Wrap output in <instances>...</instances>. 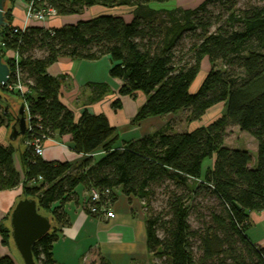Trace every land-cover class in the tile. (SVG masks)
Wrapping results in <instances>:
<instances>
[{
    "label": "trees",
    "instance_id": "obj_1",
    "mask_svg": "<svg viewBox=\"0 0 264 264\" xmlns=\"http://www.w3.org/2000/svg\"><path fill=\"white\" fill-rule=\"evenodd\" d=\"M14 1L5 0L2 51L17 53L20 81L27 93L21 96L4 86L0 96L27 105L32 132L23 143L31 140V134L46 139L69 136L70 152H101L97 158L89 156L72 164L45 161L34 155L31 146L20 150L11 143L0 145V192L21 186L20 199L34 200L37 212L51 223L49 232L31 247L35 264H56L53 245L69 225L65 207L76 202L78 187L86 192L108 190L111 193L106 199L111 203L116 199L115 190L143 203L147 264H157L153 260L162 264H207L214 260L221 264L227 260L229 264H264V248L253 245L247 237L249 215L264 211V0L243 8L238 7L239 0H205L184 10L148 7L152 2L176 0H24L33 1L36 8L53 9L57 17L80 16L94 6L130 7L131 19L103 14L59 28L28 26L17 34L9 29ZM209 4L219 5L226 17L212 16ZM36 51L41 55L36 56ZM103 57L111 65L110 79L121 82L118 97L135 99L140 93L145 98L132 119L134 124L179 111H188V121L194 122L220 103L224 113L191 132L162 128L135 140L120 141L102 114L83 110L76 120L59 101L65 77L46 73L60 58L94 62ZM2 59L13 73L12 62L3 55ZM204 59L210 69L192 94L190 86ZM8 83H15L13 75ZM90 87L95 93L91 102L110 91L106 84ZM110 107L120 110L119 99ZM17 110L12 103L7 110L0 103V127L9 131ZM230 125L255 140L253 165L248 151L224 146L225 130ZM16 152L22 176L14 166ZM205 160L212 165L202 174ZM165 182L181 192H169L165 214H154L148 202L154 189ZM201 193L219 204L218 211L210 212L211 224L202 235L192 232L188 223L189 203ZM10 212L0 221L3 247L12 241ZM195 237L201 253L197 260L191 243ZM0 264L15 263L9 256H0ZM99 264L109 263L101 258Z\"/></svg>",
    "mask_w": 264,
    "mask_h": 264
},
{
    "label": "crops",
    "instance_id": "obj_2",
    "mask_svg": "<svg viewBox=\"0 0 264 264\" xmlns=\"http://www.w3.org/2000/svg\"><path fill=\"white\" fill-rule=\"evenodd\" d=\"M26 4L27 2L24 0H15L12 5L8 2L7 7H10L11 5L12 9L11 26L23 28L26 25L24 22ZM103 14L108 13H106V10L102 9V7L100 8L99 6H94L86 9L80 16H56L54 19L49 20L44 24L37 22L27 23V27L38 26L46 29L59 28L67 24H74L78 21L88 20ZM85 15L87 17H85ZM130 19L131 17L125 20L130 21ZM110 67L111 65L107 57H103L94 62H78L66 58H60L56 63L46 69V73L54 78L59 76L65 77L60 87L59 101L73 112L76 120L79 118L83 110H87L93 115L103 114L107 118L109 124L112 127L117 128L119 133H121L120 126H124L129 122V120L136 113L137 109L144 103L145 98L142 95L143 99L140 103L137 105L135 104L133 107L130 105V109L127 111L125 116L120 114L122 109L113 111L110 108L111 102L115 99H122L123 108V101L125 97L121 98L116 94L121 82L116 79H110L108 75ZM93 84H106L108 85L110 91L106 93L101 100L91 102L90 100L95 94L93 89L90 87V85ZM138 94L140 95V93ZM154 119L155 118L145 120L142 124L148 123ZM142 124L140 123V125ZM152 124L153 123L146 124V129L142 130L140 135L137 134V131L134 128L123 131V139L135 140L143 137L145 134L157 131L156 128L151 132L147 131V128ZM8 134V130L4 126L0 127V145L6 147L11 143L9 140L8 142L6 141ZM69 141V136H54L53 139H50L45 143V149L50 151V154L52 155L51 158L57 162H60V158L62 156H65L69 162H74L77 155L75 154L74 157L73 153L69 152L67 148ZM24 147L23 143V148L19 149L23 150ZM13 162L16 171L22 176L20 164L15 161L14 158ZM76 193V202L68 203L65 207L68 214L69 225L62 229L58 241L53 245L52 252L54 260L55 247L60 243V238L64 239L62 243H66V241L76 242L80 239L81 234L86 232L87 229V232L93 237L94 245L90 248L88 253L82 254L81 258L83 260V264L90 255V252L94 250H100L104 259H106L109 264H129L130 262L142 260L147 256L143 222L144 215L138 212L139 210L137 208L136 200L125 197L118 190L116 193V199L112 203L114 218L107 219L104 217L88 216L84 211V201L87 197V192L81 187H78L76 189ZM20 196L21 186L12 190L0 192V221H2V219L5 218L12 210L16 202L20 200ZM129 199L132 200L130 204ZM133 209H136L138 213H133ZM250 218L254 220L255 223L264 224V211L259 212L258 215L256 213H251L249 215V219ZM249 241L255 246L264 248V237L256 239L255 241H251V239H249ZM9 247H3L0 239V256H9L16 264L15 257L11 256ZM62 247L64 248V246ZM56 264L64 263L56 262Z\"/></svg>",
    "mask_w": 264,
    "mask_h": 264
},
{
    "label": "rangeland",
    "instance_id": "obj_3",
    "mask_svg": "<svg viewBox=\"0 0 264 264\" xmlns=\"http://www.w3.org/2000/svg\"><path fill=\"white\" fill-rule=\"evenodd\" d=\"M205 0H176V1H170L166 3H150L148 5L149 8L154 9V10H173V9H194L196 8L199 4H201ZM262 0H239L238 2V7L243 8L247 3L251 4H257L261 2ZM26 7V6H25ZM101 8V7H100ZM208 11L212 16L219 17L221 19H224L226 15L222 11L221 7L217 4H209L208 5ZM106 13L111 14V15H117L121 16L124 19H129L131 17V11L132 8L130 7H124V8H117V9H105ZM56 17V16H55ZM53 17L52 19H54ZM85 17H87L85 15ZM25 19V18H24ZM50 19V20H52ZM49 21V20H48ZM46 21L45 23H47ZM44 24V23H43ZM25 28L27 27V24L24 26ZM23 27V28H24ZM19 28V27H18ZM214 30V27L211 29V31ZM185 44L186 41L184 42ZM36 56H40L41 52L36 51L35 52ZM218 68H222V66L218 63L217 64ZM210 69L209 63L207 59H204L201 63L200 70L192 82L189 92L190 93H195L199 86L201 85L203 79L205 78L206 74L208 73ZM8 100L12 103V106L14 109H18L19 105L21 102L19 100L13 99L11 97H7ZM124 98V97H121ZM143 99V96L140 94H136L135 99L131 98H126L123 101V108H122V99H119L121 103V112L123 116L126 115L127 111L130 109V105L133 107L135 104L137 105L138 103L141 102ZM23 103V102H22ZM129 105H127V104ZM111 108V107H110ZM112 109V108H111ZM113 110V109H112ZM224 106L223 103L217 104L210 109H208L201 117L200 119L194 121V122H189L188 121V111H179L173 115H165L161 117H155L154 120L149 121L148 123H140L134 124L132 123L133 117L129 120V122L126 125L120 126V131L119 133L118 129H116V132L119 135L120 141L124 138L123 136V131L134 128L137 131V134L140 135V132L144 129H146V124L153 123L151 126L147 128V131L151 132L155 128L157 130H160L162 128L167 129L170 132H191L194 129L201 127V126H207L210 123L214 122L218 118L221 117L224 113ZM114 111V110H113ZM103 115V114H102ZM148 120V119H147ZM9 133V131H8ZM147 133V132H146ZM144 134V133H143ZM9 135V134H8ZM8 135L6 138V141L8 142ZM147 135V134H145ZM144 135V136H145ZM120 141L118 142V145L120 144ZM13 146L17 148L22 149L23 148V142H21V138L17 139L14 142H11ZM223 144L225 147L231 148V149H239V150H246L250 153L252 157V163L253 165L256 160V147L257 144L253 138H251L247 133L241 132L236 126H228L225 130V136H224V141ZM24 146L25 141H24ZM46 148V147H45ZM70 152V151H69ZM45 155L42 156V159L45 161H55L53 160L52 155L50 154L49 150L44 151ZM49 153V155H48ZM73 153V152H71ZM101 152H96L91 154L92 157L97 158L100 155ZM75 157V153H73ZM13 158L15 161L19 163V157L18 153H14ZM60 162H69V160L65 157L62 156L60 158ZM212 165V161L210 160H205L202 163L201 166V171L202 174L205 173V170L208 166ZM80 188V187H79ZM177 192L180 193V190H176L173 185H171L169 182H165L162 186L156 187L154 189L153 196L151 197L150 201L148 202V208L151 210L152 213L154 214H165L166 212V201L168 198V193L169 192ZM133 200H136L137 202V208L138 212H140L142 215H144L143 211V203L139 202L137 199L133 198ZM129 204L132 202L131 199H129ZM192 206V209L190 210L189 218H188V223L191 228L192 232H197V234H203L204 230L211 224V219H210V212L212 211H218L219 209V204L218 202L211 196L199 195L198 197H195L192 202L189 203ZM136 209H133V213H138ZM150 212V211H149ZM150 214V213H148ZM257 215L259 213H256ZM251 227L249 229V232H247L248 239H251V241H255L256 239H260L264 237V224H259L255 223L254 220L251 218L249 219ZM88 230V229H87ZM84 232L81 234V237L78 241H66V243H62L64 239L60 238L59 244L55 247V261L57 263H64V264H83V260L81 258L83 253H88L90 251V248L94 245V240L93 237L90 236V234L87 232ZM141 234V233H140ZM160 236H162V233H159ZM191 243L193 245V253L195 259H199L201 256V253L199 252L197 246L199 245L198 238L195 237L191 240ZM64 246V248L62 247ZM8 248V247H7ZM9 251L12 257H15V262L16 264H23L12 241L10 242V247ZM90 256V257H89ZM87 257V260L85 261L84 264H99L100 259L103 258V254L100 252V250H94L90 252V255ZM147 257V256H146ZM144 257L142 260L130 262L129 264H147L150 262L148 258ZM106 260V259H105ZM153 262L157 264H162L161 261L159 260H153ZM223 264H229V261H223ZM207 264H221L219 261H211L208 262Z\"/></svg>",
    "mask_w": 264,
    "mask_h": 264
},
{
    "label": "water",
    "instance_id": "obj_4",
    "mask_svg": "<svg viewBox=\"0 0 264 264\" xmlns=\"http://www.w3.org/2000/svg\"><path fill=\"white\" fill-rule=\"evenodd\" d=\"M5 0H0V30L6 26L4 21ZM8 6V3H7ZM10 78L9 66L0 56V88L4 87ZM0 103L7 110L10 106L8 98L0 96ZM26 135V111L24 103L18 107L14 123L9 128L8 140L14 142ZM10 236L12 243L23 264H35L31 247L51 229L50 220L39 214L36 202L32 199H20L16 202L9 216Z\"/></svg>",
    "mask_w": 264,
    "mask_h": 264
},
{
    "label": "built area",
    "instance_id": "obj_5",
    "mask_svg": "<svg viewBox=\"0 0 264 264\" xmlns=\"http://www.w3.org/2000/svg\"><path fill=\"white\" fill-rule=\"evenodd\" d=\"M55 11L51 8H36L33 5V1H30L26 4L25 7V12H24V22L31 23V22H37V23H45L46 21L52 19L55 17ZM11 28V29H10ZM9 29L12 31V33L17 34L18 31L23 32L24 28H17L10 26ZM1 32V30H0ZM8 34V33H7ZM4 36L0 35V56L2 58V55L5 59L10 60L12 62L14 71L13 73L10 72V77L11 75L14 76L15 83L14 84H9L7 83L5 86H7V90L9 92H19L21 96L25 95L27 93L26 87L21 83L20 81V73H19V67H18V61L19 57L17 53L13 51H4L3 53V48H4ZM10 79V78H9ZM25 105V111H26V135L27 133H31V127L28 125V109L27 105ZM25 135V136H26ZM50 140L46 139L44 136L39 137H33L31 134V140L25 142L26 146H31L33 149V153L36 156H43L45 149V143ZM77 155V154H76ZM92 156L90 155H83V154H78L77 158L74 162H69L72 164L78 163L82 159ZM118 190H115V194L117 193ZM111 192L108 190H103V191H97L95 189H91L89 192H87V197L85 198L84 201V210H87L90 212V215L96 216V217H104L107 219H112L114 218V213L112 211V203L109 202L106 199V196L109 195Z\"/></svg>",
    "mask_w": 264,
    "mask_h": 264
}]
</instances>
